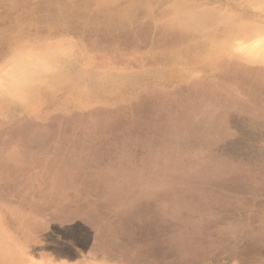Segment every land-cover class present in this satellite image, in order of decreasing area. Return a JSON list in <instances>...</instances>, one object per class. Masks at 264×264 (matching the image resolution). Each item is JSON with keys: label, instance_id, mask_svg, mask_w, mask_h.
I'll use <instances>...</instances> for the list:
<instances>
[{"label": "rangeland", "instance_id": "374dc122", "mask_svg": "<svg viewBox=\"0 0 264 264\" xmlns=\"http://www.w3.org/2000/svg\"><path fill=\"white\" fill-rule=\"evenodd\" d=\"M257 33L264 0H0V264H264Z\"/></svg>", "mask_w": 264, "mask_h": 264}, {"label": "clouds", "instance_id": "9594fccd", "mask_svg": "<svg viewBox=\"0 0 264 264\" xmlns=\"http://www.w3.org/2000/svg\"><path fill=\"white\" fill-rule=\"evenodd\" d=\"M18 54L13 50L9 60ZM225 55L230 60H235L245 65H264V33H257L247 39H233L227 46ZM41 233L33 234L30 242L20 248V264H115L107 254H96L89 252L80 260L70 262L66 258H59L50 251H39L32 254V248L44 247V241L40 238Z\"/></svg>", "mask_w": 264, "mask_h": 264}, {"label": "bare ground", "instance_id": "6f19581e", "mask_svg": "<svg viewBox=\"0 0 264 264\" xmlns=\"http://www.w3.org/2000/svg\"><path fill=\"white\" fill-rule=\"evenodd\" d=\"M229 86H230V85H229ZM229 86H228V87H229ZM236 96H237V95H236ZM73 124H74V123H73ZM0 252H1V250H0ZM0 254H1V253H0Z\"/></svg>", "mask_w": 264, "mask_h": 264}]
</instances>
